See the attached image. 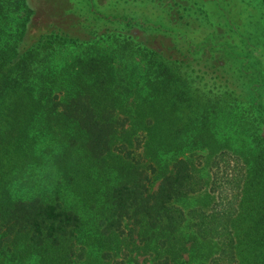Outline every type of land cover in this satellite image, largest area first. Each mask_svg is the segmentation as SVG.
<instances>
[{"label": "trees", "instance_id": "16d2710c", "mask_svg": "<svg viewBox=\"0 0 264 264\" xmlns=\"http://www.w3.org/2000/svg\"><path fill=\"white\" fill-rule=\"evenodd\" d=\"M21 25L0 26V257L73 264L74 248L95 258L132 244L179 264L201 234V264H264V100L238 95L234 106L225 91L212 104L194 88L185 44H145L140 26L99 49L86 41L52 76L49 52L80 31ZM206 147L233 173L212 178V211L187 235L176 202L204 187L191 152Z\"/></svg>", "mask_w": 264, "mask_h": 264}, {"label": "rangeland", "instance_id": "374dc122", "mask_svg": "<svg viewBox=\"0 0 264 264\" xmlns=\"http://www.w3.org/2000/svg\"><path fill=\"white\" fill-rule=\"evenodd\" d=\"M2 1L8 16L3 17L0 12V26H18L25 22L21 26H75L80 31L79 40L62 39L49 52L46 64L52 76L61 75L73 56L84 53V47L88 46L86 41L96 43L92 48L99 49L111 42L112 33L129 34L132 26H140L142 37L139 39L145 44L151 45L163 36L185 44L187 67L195 76L194 88L211 99V103L225 91L232 93L234 106L237 105L234 97L238 95L242 99L249 96L252 100H264V5L261 0H22L21 5L14 0ZM81 26H87V31ZM40 65L41 62L37 68ZM38 71L41 75V70ZM249 99L247 106L252 103ZM195 101H191V106ZM191 154L201 161L196 166L198 180L204 187L176 202L188 212L186 220L180 223V226L189 223L181 226L182 233L187 235L195 234L198 217L212 211L216 200L209 188L212 178L218 176L225 180L233 173L230 168L225 170L224 160L213 164L214 154L207 147L195 149ZM227 156L224 154V159ZM224 171L228 172L224 174ZM13 188L19 194H31L17 181ZM197 240L200 242L196 249L184 250L179 264H201L203 260L206 263L201 234L197 235ZM208 246L210 253L217 251L218 246L213 241H209ZM83 250V247L74 248L73 264H95L98 258H102L104 264H172L171 260H154L156 257L151 252L132 248V244H123L117 256H98L95 252L98 257L91 258L93 250L87 253ZM0 259V264H40L34 256L15 261L4 256Z\"/></svg>", "mask_w": 264, "mask_h": 264}]
</instances>
